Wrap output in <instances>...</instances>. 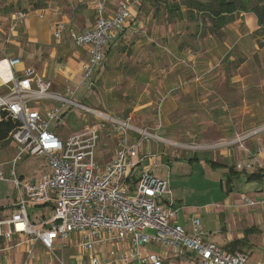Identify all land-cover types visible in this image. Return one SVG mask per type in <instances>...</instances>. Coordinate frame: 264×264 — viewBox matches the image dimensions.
I'll return each mask as SVG.
<instances>
[{
  "label": "crops",
  "instance_id": "0c3cea01",
  "mask_svg": "<svg viewBox=\"0 0 264 264\" xmlns=\"http://www.w3.org/2000/svg\"><path fill=\"white\" fill-rule=\"evenodd\" d=\"M201 1L207 3L210 0ZM118 2L119 0H47L46 9L23 12L24 17L11 27L13 32L17 24H20L19 33L14 34L24 37H20L14 57L24 56V67L26 64L27 68L33 69L30 65H40L39 75L44 76V80L53 84L64 83L66 91L72 89L80 82V70L87 59L88 48L76 47L66 37L56 44L52 36L55 23L61 21L67 28L77 31L89 30L94 25L91 24V16L97 13L98 17V5L103 4L101 15L110 17ZM185 12L182 8V15ZM39 14H42V18L38 17ZM153 14L154 8L150 2L139 1L123 30L113 33L105 49V59L93 73L95 85L99 86L98 104L104 105L105 101L124 103L123 108L127 109L129 116L155 108L156 120L162 128L160 133L168 135L170 138L167 140H177L173 137L174 133H171L176 127L188 128L183 139L179 136L178 140H185V143L191 140L197 143L198 148L172 151V158L166 163L185 159L192 170L197 169L202 177H207L210 181H214L218 172L226 182L230 181L231 190L227 192V186L219 180L220 188L226 195L222 206H244L247 208V222L241 238L234 240L227 235V243L218 246L229 250L232 242L243 241V245L232 251L239 252V248L244 247L248 240L249 245L260 242L264 232V207L245 204V199L253 203L264 201V182L261 180L264 174V152L257 146V139L250 140L251 144L257 142L255 150H248L245 146L233 149L222 143L242 136L247 127L263 120V116L257 114L262 102L254 97L257 94L264 96V93L251 92L250 95L249 89L243 84L247 78H260L259 66L263 67L262 62L260 63L262 59L256 62L255 58L262 54L264 49H259L257 44L264 40L248 37L258 29L256 17L252 13H239L235 15L233 22L213 32L211 22L203 23L201 19L204 14L196 11H193L192 20H187L183 15L181 20L173 18L169 21L163 9L158 17ZM152 35L156 38H152ZM158 45H162L168 55L161 53L157 49ZM128 102L132 105L127 104ZM107 131H99V140H104L105 143L109 141L114 152L116 143L108 138ZM258 149L261 150L260 155L257 154ZM162 152L164 155L165 152ZM98 156L97 162L101 165L113 159V155L109 153L103 157L102 151L98 152ZM237 163H257L259 168L233 177L230 169ZM142 169H135L134 173L138 175ZM240 176L244 192L233 197L234 183ZM168 188L171 191L169 183ZM17 196L0 207V217L10 216ZM171 206L172 209L181 208L175 207L172 199ZM4 208L8 210L7 213L3 211ZM39 208L49 209L50 212V206ZM41 216L30 220L38 223ZM182 226H187L185 221ZM256 234L259 237L254 236ZM207 236L206 240L215 243L213 238H209L210 235ZM25 239L22 236H12L6 242L0 237V264H22ZM109 248V245L102 244L94 249V254L102 264L109 263L106 254ZM34 252L35 258L31 264H54L40 245L34 246ZM68 254L74 255L70 251ZM253 254H246L249 262L253 260Z\"/></svg>",
  "mask_w": 264,
  "mask_h": 264
},
{
  "label": "built area",
  "instance_id": "2783aa9c",
  "mask_svg": "<svg viewBox=\"0 0 264 264\" xmlns=\"http://www.w3.org/2000/svg\"><path fill=\"white\" fill-rule=\"evenodd\" d=\"M138 5V0H120L114 13L103 17L100 4L94 25L85 31L67 28L61 21L55 23L52 36L56 44L66 37L74 46L88 48L80 82L67 91L70 98L51 93V82L24 67L20 58L2 53L0 88L5 92L0 95V120L10 119L16 124L9 134L16 152L6 163L8 174L0 164V183L10 182L18 196L10 216L0 217V237L6 242L12 236L26 238L22 264L32 263L35 245H40L54 264H102L94 254L95 247L102 244L110 247L106 253L108 264H251L246 254L206 240L207 233L197 212L186 216L187 226L179 224L180 212L172 209L167 180L155 177L146 168L138 175L134 173L142 159L138 163L133 159L140 155L143 140L156 139L171 147L176 144L88 109L73 99L78 86L86 85L88 90L95 86L93 73L103 63L113 33L123 30ZM12 17L20 21L24 13ZM38 17L42 18V14ZM47 101L59 106L36 109ZM67 106L104 117L100 120L109 124L111 134L116 136L112 160L102 165L95 160L100 138L97 127H85L64 140L57 136L51 125L61 121ZM246 136L222 144L230 146ZM197 148L193 145V150ZM257 154H261L260 149ZM23 156L45 160V170L37 179L17 176L16 165ZM255 168H259L257 163L235 165L243 173ZM261 180L264 182V174ZM245 204L264 207V201L253 203L245 199ZM45 206H50V212L41 216L38 223L32 222L29 209ZM147 246L157 247V252L147 251ZM70 250H74V255L68 254Z\"/></svg>",
  "mask_w": 264,
  "mask_h": 264
},
{
  "label": "rangeland",
  "instance_id": "374dc122",
  "mask_svg": "<svg viewBox=\"0 0 264 264\" xmlns=\"http://www.w3.org/2000/svg\"><path fill=\"white\" fill-rule=\"evenodd\" d=\"M46 1L47 0H0V47H1L0 58L2 57V53H4L7 56H15L17 54V50H16L18 47L17 43L20 42L21 36L19 34L15 36L14 32L19 33L20 24H17V26L13 29V32H11L12 25L13 24L15 25V22H17L13 20L12 16H14L19 12L23 13V12L34 11L32 6L35 3H44L47 6V4L45 3ZM139 1H146L152 3V0L149 1L138 0V2ZM165 1L171 3L173 0H157L155 2L156 4L154 3V5L152 4L151 5L153 6V8H155V6H158L159 7L158 11H161V9L165 10L164 7V4H166L164 3ZM183 15H185V17L187 18L185 13ZM96 16L97 13L91 16L90 18L92 25L95 23L97 19ZM158 16L159 14L156 15V17ZM202 16L203 17L201 21L203 23L210 22L208 17L204 15ZM187 20L189 19L187 18ZM35 21H38V19H36ZM248 37H255V38H259L260 40H264V38L260 35V33L258 34L253 33ZM21 38L23 39L24 37L22 36ZM152 38L155 39L156 36H153ZM257 47L259 49H264V47L260 46L259 44H257ZM157 49L161 51V53L164 54L166 53L168 55L167 51H165L162 48V45H158ZM20 58L22 62L23 60H26L24 59V56ZM255 60L256 62L261 60L260 63L261 62L263 63V64L261 63L263 67L259 66L260 68L259 70L261 74L260 78L258 77L257 79H252L250 77L247 78L246 81H244L243 83L244 86L247 89H249L248 91L250 95H252L251 92L258 93L260 91L264 93V50L259 57L255 58ZM30 66H32L33 70L37 72L38 75L40 74L39 73L40 65L34 64V66L33 65ZM41 77L43 78L44 76ZM48 77H51V75L48 74ZM98 87L99 86L96 84L91 90H88L86 88V85L78 86L77 91L73 95L74 101L80 103L82 106L88 109H92L100 113H105V115L125 121L133 128L145 130L150 134L161 136V138L165 140L170 138L168 135L160 133L162 128L159 125L158 121L156 120L157 111L155 108L149 109L148 111L146 110L142 112H135L134 114L129 116L126 112L127 109L123 108L124 103L121 102L111 103L109 101L108 102L105 101L104 105L100 103L98 104V100L100 97L98 95V90H97ZM64 88H65L64 83L63 84L52 83L50 92L57 93L62 97L70 98L69 93ZM4 92L5 89L0 88V95L4 94ZM108 98L109 96L106 95V99ZM254 99L256 100L260 99L262 102L261 109L260 111H258L257 114L263 116L262 117L263 120L257 122L256 125L247 127L246 128L247 130L244 131L246 133L242 134V136H246V135L248 136L245 137V140H241L239 142L230 145V147L233 149L236 146L239 147L245 146L247 147L248 150L249 148L255 150L254 148L257 145V142L255 144L253 143L251 144L252 141L250 142V140L257 139L259 141V144L257 146L264 152V96L257 94V96H255ZM127 104L132 105L131 102H128ZM50 106H59V103H56L54 101L42 102L38 106H36V109L39 111H44L45 109H48ZM100 118H104V117H97L94 113L89 112L87 110L67 106L63 111L61 121L56 124L53 123L51 125V128L54 130V132L61 140H64L69 135L82 131L85 127H97L99 130L103 131L104 133L108 130L107 131L108 138L113 139L116 143V136L115 135L113 136L111 134V130H112L111 126L100 120ZM187 129H188L187 127L180 126V127H176L174 131L171 132L174 133L173 137L177 138V140L175 139L176 141L168 140L176 144L174 145V147L168 146L165 142L156 139L143 140L142 151L140 155L133 159L134 163H138L139 158L142 159L140 165L136 166L137 167L136 169L139 168L149 169V171H152L151 174H153L155 177L168 180L169 187L172 193L171 199L173 200L175 207H181L179 209L180 212V216L178 219L179 224L184 225L185 217L191 213L190 211L194 210L197 211V213L199 214L205 232L207 233V235H210L209 236L210 239L213 238L212 239L213 242L217 243V245H223L224 243L226 244L227 235H230L231 238L234 240L239 239L241 238V236H243V230L245 228L244 224L247 222L245 216V212L247 211V208H245L244 206H236L234 204L231 206L230 205L222 206L223 199L226 197V195L220 188L219 180L225 186L226 179L223 178V176H221L220 173L218 172L214 176L215 178L213 179L214 181H210L208 180L207 177L206 178L202 177L201 174L196 171L197 169L192 170L190 164L185 159L179 162L177 161L176 163L174 161L170 163H166L167 160H171L172 151H180L179 149L181 148H188L193 150V145L194 146L197 145V143L189 139H187L189 140V142L186 143L185 140H178L179 136H182L181 139H183V134H185V131H187ZM129 135H131V137L134 136L133 133ZM162 150L165 152L164 155H162L163 154ZM99 151H102L103 157L107 153H109V155H113L114 157L113 153L115 152H113L112 146L109 141L105 143L104 140L103 141L99 140L98 146L95 151L96 161L97 158L99 157L98 156ZM15 152H16L15 146L12 142H10V140L8 144L0 145V164L3 165V170H6L7 174H8L9 164L6 163L15 156ZM45 167H46V162L43 158L23 156L20 159L19 163H17L16 165V173L18 176L22 177L23 179H27V180L34 178L37 179L40 173L45 169ZM244 173L246 174L247 172ZM241 180H242L241 176L240 179L235 180L233 197H236L244 192L243 190L244 183L241 182ZM17 195H18L17 190L13 188L10 182L0 183V207L7 204L13 197L16 198ZM3 211L6 213L8 212L6 208H4ZM48 213H49V209H42V208L32 209V210L29 209L28 211V214L32 220H35L39 216L46 215ZM147 232L148 234L153 233V231H147ZM254 236L259 237L258 234ZM249 242H250L249 240L246 241V245L242 248H239L240 250L239 252H243L244 254L247 255L248 254L252 255L254 253L252 256L253 260H250L251 264H255L257 261L264 262V232L263 235L260 237V242L258 241L256 245L255 242L252 245H249ZM145 249L147 251L157 252V247L147 246L145 247ZM142 251L144 252V250ZM70 253L74 254V250H70Z\"/></svg>",
  "mask_w": 264,
  "mask_h": 264
},
{
  "label": "trees",
  "instance_id": "16d2710c",
  "mask_svg": "<svg viewBox=\"0 0 264 264\" xmlns=\"http://www.w3.org/2000/svg\"><path fill=\"white\" fill-rule=\"evenodd\" d=\"M149 1V0H148ZM157 0H152V5ZM167 20L171 21L173 18L181 19V9H185V14L189 20H192L193 11L202 13L207 16L211 22V29L213 32L219 30L222 26L231 23L235 20V15L239 13H252L256 17L258 29L254 34L260 33L264 38V0H210L207 3L201 0H173L171 3L164 2ZM156 4V3H155ZM33 10H44L46 5L44 3H35L32 6ZM158 6L154 8V16L159 14ZM160 10V9H159ZM264 47V42L258 43ZM16 127V124L10 119L2 118L0 120V144L9 143V134ZM213 166H215L213 164ZM219 167V166H218ZM215 168V167H213ZM235 168H231V176L235 174H243V172H234ZM230 181L226 182L227 192H230ZM243 245V241H234L230 244L229 250L233 251L237 247Z\"/></svg>",
  "mask_w": 264,
  "mask_h": 264
},
{
  "label": "bare ground",
  "instance_id": "6f19581e",
  "mask_svg": "<svg viewBox=\"0 0 264 264\" xmlns=\"http://www.w3.org/2000/svg\"><path fill=\"white\" fill-rule=\"evenodd\" d=\"M94 113H95L96 115H98V116L101 115L100 113H97V112H94Z\"/></svg>",
  "mask_w": 264,
  "mask_h": 264
}]
</instances>
